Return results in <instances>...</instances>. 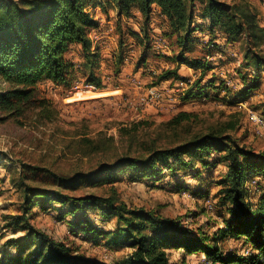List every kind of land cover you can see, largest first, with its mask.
I'll list each match as a JSON object with an SVG mask.
<instances>
[{
    "label": "trees",
    "instance_id": "1",
    "mask_svg": "<svg viewBox=\"0 0 264 264\" xmlns=\"http://www.w3.org/2000/svg\"><path fill=\"white\" fill-rule=\"evenodd\" d=\"M242 0H0V122L14 120L19 125L27 121H52L56 109L42 96L38 82L51 80L68 84L81 70L88 82L100 85L98 68L99 44L90 30L100 26L93 8L116 10L118 23L140 15L139 30L132 27L126 34L143 45L138 62H145L151 40L149 23L156 13L167 23L165 36L177 47L169 60L176 65L162 70L161 81L174 79L187 84L181 99L207 98L224 103H237L257 89L264 71V28L251 4ZM201 36H197L198 34ZM208 35L205 40L204 35ZM241 35L244 38L241 39ZM234 43L241 40L244 51L241 64L235 67L239 87L230 85L208 70L216 67L208 60L219 48V39ZM119 49L111 57L114 70L119 71L126 54L125 35L118 39ZM80 48L81 63L77 66L66 56L70 46ZM198 47L197 56H191ZM222 50V49H219ZM146 52V53H145ZM109 61V60H108ZM186 65L199 74L190 78L179 73ZM252 68V72L243 69ZM238 84V83H237ZM98 88V87H97ZM223 92V95H221ZM241 99V100H240ZM264 108V107H263ZM264 113V111H263ZM262 113V114H263ZM264 119V116L261 115ZM36 124V123H34ZM240 125L235 113L227 118L206 123L199 113L179 110L170 118L155 124L139 119L118 127V136L81 135L77 150L89 159L90 165L58 171L44 165L17 161L9 153L0 156L12 162L10 180L22 195L20 211L6 216L4 226L20 235L9 237L0 250V264H83L69 245L56 240L31 223L35 207L49 211L59 203L58 216L66 219L76 234L95 242L101 239L109 247L130 248L112 264H179L171 259L172 250L181 253H203L213 264H264V187L255 199L246 184L255 175L264 176V151H255L240 143L234 131ZM17 163V164H16ZM222 166L219 179L209 177L211 168ZM199 166L201 168H199ZM185 170L184 174H178ZM124 172L128 178L157 185L168 176L167 184L179 191L187 189L195 195L208 196L207 187L214 182L212 207L222 217L221 226L209 234L203 227H188L179 218L160 215L143 206H128L120 198L113 182ZM196 180L188 183L184 175ZM109 187L100 192L74 193L79 184ZM216 209V208H215ZM97 211L103 221L115 219L113 227L94 223L89 213ZM241 239L249 249L247 255L221 242ZM14 248L13 253L11 249Z\"/></svg>",
    "mask_w": 264,
    "mask_h": 264
},
{
    "label": "rangeland",
    "instance_id": "2",
    "mask_svg": "<svg viewBox=\"0 0 264 264\" xmlns=\"http://www.w3.org/2000/svg\"><path fill=\"white\" fill-rule=\"evenodd\" d=\"M241 2H248L253 6L261 26L264 28V0H242ZM93 12L101 26L100 31H96L94 28L90 30L91 36L96 39L100 50V62L97 70L100 77L98 89L94 91L75 90V85L78 83L88 82L81 70L75 73L74 79L70 80L68 84L41 80L37 84L38 89L40 94L48 98L55 107L56 118L52 121H27L26 123L30 124L22 126L11 119L0 122V151L9 153L17 161L44 165L58 171L72 169L76 166H88L92 162L90 163L86 156H81L77 150V140L81 135L97 137L99 134H105L117 137L120 124L139 119H148L158 124L179 110L196 111L199 113V119L206 123L221 121L235 113L240 117V125L234 131L236 139L255 151H264V119L261 116H264V71L259 72L261 73L259 87L250 91L237 103L228 104L213 99L210 89L207 90L210 96L206 99L191 97L188 100H183L181 97L185 94L188 86L177 84L180 82L179 80L168 79L161 81L165 84L160 83L159 85H164L163 87L167 90H174L178 97V103L172 106L166 102L162 106L154 105L143 108L137 102L141 94L137 84L140 83L144 87L159 83L161 71L175 67L176 64L168 58L173 55V52L172 54L165 52L172 49L174 52L177 51V47H172L168 40L174 39V36L170 38L164 35V32L168 31L167 23L162 22V19L154 13L148 25V34L151 37L150 49L146 50L145 62L141 64L138 60L144 51L143 45L126 34V30L130 27L139 30L138 20L140 18H136L138 13L135 12V17L128 19L122 16L118 23L115 8L108 7L104 11L101 7L95 6ZM101 18L104 21L100 22ZM121 34L125 35L126 54L123 64L116 72L113 61L110 59L119 49L118 39ZM195 35L198 36L199 33ZM203 37L205 40L208 39V35ZM240 37L244 38L243 35ZM217 41L219 48L216 49L213 56L208 57V60L216 67L206 73L208 76L214 73L218 78L226 79L230 85L239 87L240 79L234 68L243 60L244 51L241 47V40L231 43L222 38ZM198 47L189 55L200 54ZM260 49L264 55V43ZM66 56L77 66L82 61L80 48L77 45L70 46ZM244 70L252 72L250 67ZM179 73L193 78L199 74V70L181 65ZM2 84L0 82V85ZM97 92L103 94L95 95ZM251 113H255L257 119H253ZM11 164V161L0 156V250L6 247L4 243L9 237H15L22 233V231L14 233L11 227L4 226L7 215L20 211L19 205L22 201L19 187L10 180L14 170L8 168L7 165ZM199 168L201 167L199 166ZM184 171L179 170L178 174H184ZM224 171L222 166L216 165L211 168L209 177L217 180ZM168 179L169 177L165 176L162 181L157 182V185L161 186H153L143 180H132L122 172L113 184L117 186L120 198L128 206H143L157 211L160 215L179 218L184 225L193 228L203 227L209 234L223 225L218 208L212 207L214 199L212 193L218 188L214 182L207 187L209 195L201 196L195 195L187 189L181 191L174 189L172 184H167ZM184 179L188 183L196 182L189 174L184 175ZM109 185L111 184L104 183L100 188L81 183L74 193L105 191ZM246 187L249 195L255 199L261 191L259 188L264 187V176L261 174L253 176ZM51 205L55 206L47 212L38 207L32 209V212L36 211V213L30 218L31 223L52 238L69 245L71 250L81 257L83 264H112L130 249L124 246L109 247L101 239L95 242L91 238H83L82 232L76 234L68 226L66 219H69L70 215L66 214L65 218L58 216L56 207H60V204L53 203ZM204 211L207 212L205 215H203ZM89 216L94 223L105 228L113 227L116 222L114 218L103 221L97 211L89 213ZM221 246L228 249L232 247L237 253L243 255H247L249 252V249L243 246L241 239H227L226 242H221ZM11 251L14 253V248ZM171 259L176 260L179 264H213L211 260L206 259L203 253L188 254L172 250Z\"/></svg>",
    "mask_w": 264,
    "mask_h": 264
},
{
    "label": "built area",
    "instance_id": "3",
    "mask_svg": "<svg viewBox=\"0 0 264 264\" xmlns=\"http://www.w3.org/2000/svg\"><path fill=\"white\" fill-rule=\"evenodd\" d=\"M137 87L141 90V94L139 95L137 102L143 108L149 107V105L162 106L166 102L172 106H175L178 103V97H176V93H174L175 91L167 90V88L163 87V85H149L143 87L140 83H138ZM95 89L98 88L82 87L81 85L78 88L79 91H94Z\"/></svg>",
    "mask_w": 264,
    "mask_h": 264
},
{
    "label": "bare ground",
    "instance_id": "4",
    "mask_svg": "<svg viewBox=\"0 0 264 264\" xmlns=\"http://www.w3.org/2000/svg\"><path fill=\"white\" fill-rule=\"evenodd\" d=\"M181 84V83H180ZM74 85H75V83H74ZM82 86V87H97L96 86V84H94V83H91V82H85V83H78L77 85H75V90L77 91L78 90V88H79V86ZM72 90V89H71ZM95 93V92H94ZM101 94H103V93H99V92H97L95 95H101ZM149 106H154V105H149ZM156 106V105H155ZM251 117L253 118V119H257V117L255 116V113H251Z\"/></svg>",
    "mask_w": 264,
    "mask_h": 264
},
{
    "label": "crops",
    "instance_id": "5",
    "mask_svg": "<svg viewBox=\"0 0 264 264\" xmlns=\"http://www.w3.org/2000/svg\"><path fill=\"white\" fill-rule=\"evenodd\" d=\"M112 9H113V7H111ZM138 13V12H137ZM102 17V16H101ZM136 18H140V15H139V13H138V17H136ZM101 21H104V19H100V22ZM100 28H101V26H99V28L98 29H96V31H100ZM138 28V27H137ZM163 40H165V38L163 37ZM165 52H167V53H169V54H172V50H167V51H165ZM188 67V66H187ZM189 68V67H188ZM176 81V80H175ZM171 82V81H170ZM162 84H165L164 82H161ZM177 84H180V82L179 83H177ZM183 84H185V83H183ZM187 85V84H186ZM164 86V85H163ZM183 94V93H182ZM182 98V97H181ZM219 166V165H218ZM210 192H212V191H210ZM207 212H205L204 211V213H203V215H205Z\"/></svg>",
    "mask_w": 264,
    "mask_h": 264
}]
</instances>
